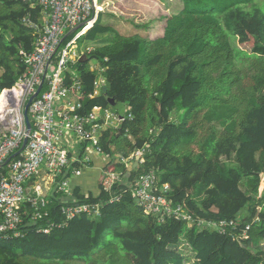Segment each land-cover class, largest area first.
Wrapping results in <instances>:
<instances>
[{"label": "trees", "instance_id": "16d2710c", "mask_svg": "<svg viewBox=\"0 0 264 264\" xmlns=\"http://www.w3.org/2000/svg\"><path fill=\"white\" fill-rule=\"evenodd\" d=\"M180 1L155 38L120 33L100 16L76 28L100 44L76 64L80 113L100 107L124 116L100 138L110 161L99 194L77 187L68 202L98 203L100 215L67 221L61 210V181L92 164L81 151L55 178L43 217L33 219L25 204L22 236L0 238V264H264V0ZM29 12L39 13L21 0H0V94L27 70L20 50L32 49L22 23ZM93 59L104 67L107 90L91 97L100 75L90 69ZM139 153L144 161L132 167L127 159ZM148 171L197 220L234 221L236 228L222 234L146 213L131 190ZM108 172L122 178L105 190Z\"/></svg>", "mask_w": 264, "mask_h": 264}, {"label": "built area", "instance_id": "2783aa9c", "mask_svg": "<svg viewBox=\"0 0 264 264\" xmlns=\"http://www.w3.org/2000/svg\"><path fill=\"white\" fill-rule=\"evenodd\" d=\"M30 6V10L39 11L37 16L29 12L22 23L30 29L33 35L31 50H20L27 70L12 89L19 90L20 95L8 99L5 110L0 113V169L6 171L0 175V238L12 234L21 237L20 226L24 222L25 204L33 210V219L43 217L47 204L43 196L30 195V183L39 175L41 169H46L56 178L72 161V150L77 144H86L85 161L91 162L89 153L106 157L99 145L103 132L112 124L116 117L121 123L120 116L112 108L95 107L90 113L82 114L81 95L84 85L77 72L75 64L85 52L78 45L85 33L75 30L83 26V30L102 13L103 0H21ZM102 9V12H101ZM74 34L68 41L65 39ZM93 48L88 47V53ZM95 81V90L91 97L99 93L103 87L102 72ZM43 88L29 106L28 115L32 128L28 130L25 117V106L30 97L36 93L43 78ZM72 136L77 142L72 141ZM25 138H28L25 148L7 164L6 161L18 152ZM84 152V151H83ZM125 161V159H124ZM144 160L141 158V162ZM82 173L74 171V176ZM121 174L108 172L102 180L105 190H110L114 183L121 180ZM154 171L141 174L131 190L133 199L142 205L145 212L159 216L163 221L167 216L187 221L190 226L196 222L204 229L218 233H226L235 229L234 221H212L196 219L189 211L187 203L175 204L166 195L168 186L158 185ZM69 179L61 181L58 190L66 200L61 210L66 220L77 215L87 214L90 217L100 215L98 203L71 204ZM37 190V189H36ZM249 228V227H247ZM51 227L45 231L49 232ZM243 238H248L247 230Z\"/></svg>", "mask_w": 264, "mask_h": 264}, {"label": "rangeland", "instance_id": "374dc122", "mask_svg": "<svg viewBox=\"0 0 264 264\" xmlns=\"http://www.w3.org/2000/svg\"><path fill=\"white\" fill-rule=\"evenodd\" d=\"M260 2L262 0H259ZM103 12L101 9V20L105 24H114L115 30L123 34H131L135 32H140L143 36L148 38H155L156 36L162 34L165 18L171 14L176 13L181 7L182 3L180 0H103ZM147 25L145 27H135L134 25ZM92 27H88L86 30L89 31ZM110 33L100 36L110 37ZM252 42L250 41L249 44ZM90 47H98L100 44L98 42H88L85 39H81L78 45ZM250 49L249 46L246 47ZM90 64L95 67L98 65L96 60H91ZM1 94H4L1 93ZM0 94V95H1ZM112 124L109 128L115 130L120 122L116 117L112 118ZM73 153L70 154V157ZM129 163V162H128ZM129 165H131L129 163ZM55 179V178H54ZM47 179H41L40 184L42 186L43 194L49 195L53 190L54 186L49 187L47 184ZM163 186H168L167 184H162ZM169 187V186H168ZM264 185H261L260 191L263 193ZM39 190L30 189V195L33 197H38ZM69 196H63L62 200L68 199ZM246 211L243 212L242 217L246 215ZM159 219V216H158ZM186 264H192V262H187Z\"/></svg>", "mask_w": 264, "mask_h": 264}, {"label": "crops", "instance_id": "0c3cea01", "mask_svg": "<svg viewBox=\"0 0 264 264\" xmlns=\"http://www.w3.org/2000/svg\"><path fill=\"white\" fill-rule=\"evenodd\" d=\"M99 16H98V18H99ZM88 47H90V45H87V46H83L82 44L79 45L80 50L83 51V52H85V53H87V54H89L88 52H86ZM92 48L94 50L96 47L95 48L92 47ZM90 53H92V52H90ZM83 55L84 54H82L81 57ZM86 57H84V59ZM77 63H78V61H77ZM76 64H75L74 67H76ZM89 65H90V69L91 70L97 69L99 71V68H100L99 63L95 67H93L91 64H89ZM77 72H78V70H77ZM97 79H99V78L97 77ZM94 90H95V83H94ZM115 128H117V127H115ZM107 130H109V127H108ZM71 139H72V141L77 142V139L74 136H72ZM81 151H84V153H85V151H86V144L85 143L77 144L76 145V149L75 150H72V153L73 154H72V157L71 158H75L76 159L78 157V154ZM85 154L87 155L88 153L86 152ZM89 155H90L91 163H92L91 166L83 168L81 170L82 173L80 175L73 176L72 178L69 179V185H70V188H71L70 190H71L72 193H73V190L75 188H77V187L80 188L81 193H84L86 195H88V193H92L94 195H98L99 192H100V188H99V183L100 182H99V180H100V178L102 176L104 167L107 165V163L110 160L107 159V156L106 157L97 156L94 153H89ZM74 161L75 160H73L72 162H74ZM125 161H126V159H125ZM127 161L131 164L132 167H134L136 162L138 164L141 162V153L137 154L135 156V158H133V156L129 157L127 159ZM132 167L130 169H132ZM41 179H47L48 180L47 181V184L49 185V187H52L53 185H55L54 175L52 173H49L46 169L43 168V169L40 170L39 175L35 178L34 182L32 181L30 183V185L33 184V186L30 188L31 191L32 190H36V189L39 190V193L38 194H40V196H43L46 199V201H47L48 197L51 195V193L55 189L53 188V190L51 191V193L49 195H47V193H45L46 195H44L43 194V191H42V186L40 184V180ZM72 196H71V198H72ZM61 200H62V198H61Z\"/></svg>", "mask_w": 264, "mask_h": 264}, {"label": "water", "instance_id": "95a60500", "mask_svg": "<svg viewBox=\"0 0 264 264\" xmlns=\"http://www.w3.org/2000/svg\"><path fill=\"white\" fill-rule=\"evenodd\" d=\"M85 56H86V55H83V56L81 57L80 60H81V61H84V60H85V59H84ZM44 79H45V76H44V78H43V81H42L41 85L38 87L36 93H34V94L30 97V99L28 100V102L26 103V106H25V117H26V121H27L28 130H30V129L32 128V124H31V121H30V117H29V115H28L29 106H30V104L32 103V101L37 97V95L40 93L41 89L43 88V82H44ZM103 89H104V90H107V86H103ZM3 92H11V90H4ZM3 92H2V93H3ZM27 141H28V138H25L24 141H23V145H22L21 149H20L18 152H16L14 155H12V156L6 161L5 164H7L12 158L16 157V156H17V155H18V154H19V153L25 148V146H26V144H27ZM137 164H138V163L136 162L134 167H136ZM130 170H131V169H130Z\"/></svg>", "mask_w": 264, "mask_h": 264}, {"label": "bare ground", "instance_id": "6f19581e", "mask_svg": "<svg viewBox=\"0 0 264 264\" xmlns=\"http://www.w3.org/2000/svg\"><path fill=\"white\" fill-rule=\"evenodd\" d=\"M83 26H78L77 28H81ZM20 95V91L15 89L11 90V92H4V94L0 95V113H2L3 110H5L6 102L8 99L18 97Z\"/></svg>", "mask_w": 264, "mask_h": 264}]
</instances>
